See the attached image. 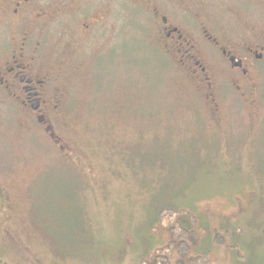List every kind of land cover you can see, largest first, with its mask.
I'll use <instances>...</instances> for the list:
<instances>
[{"label":"rangeland","instance_id":"374dc122","mask_svg":"<svg viewBox=\"0 0 264 264\" xmlns=\"http://www.w3.org/2000/svg\"><path fill=\"white\" fill-rule=\"evenodd\" d=\"M120 2H79L78 13L72 0H57L60 12L33 24L43 63L30 61V41L23 64L47 80L41 111L0 81V264H140L168 241L152 233L168 207L198 220L202 240L188 243L198 258L190 264H237L230 246L246 264H264V60L241 79L205 42L259 51L264 14L201 12L204 29H182L189 54L202 60L195 67L165 36L134 30V19L155 30L153 11L166 12L163 4ZM84 5L86 31L76 23ZM182 5L186 14L199 4ZM239 199L246 209L236 217L216 212L230 213ZM179 258L175 250L171 263Z\"/></svg>","mask_w":264,"mask_h":264},{"label":"flooded vegetation","instance_id":"af4514ba","mask_svg":"<svg viewBox=\"0 0 264 264\" xmlns=\"http://www.w3.org/2000/svg\"><path fill=\"white\" fill-rule=\"evenodd\" d=\"M57 0H0V57L7 56L8 61L4 64L0 61V77L1 84H5L4 88L13 97L17 96L11 89H17L21 94V103L25 108L32 112H39L43 109L44 99L47 92L44 90V85L47 80L43 77L36 78L29 74L32 62L27 66L23 64L27 58L26 47L30 41L37 49L33 52L34 58L30 61L36 62L40 67L43 54L39 52L41 46L38 42L34 43V35L30 37L28 33L34 31L35 26L39 25L43 20L51 19L52 14H57L59 8H52L51 4ZM122 0H119V2ZM124 1V0H123ZM166 7V12L159 11L155 7L153 11L152 20L155 22V30L149 31L147 28L139 25L138 21L134 19L133 23L136 25L134 30L139 32H153L155 35L165 36L168 47H175L180 51L179 60L189 61L193 66L199 67L202 64L196 55L189 54L193 46L189 42V38H184L185 35L182 29H186L189 22H194V29L202 27L201 22L204 19L201 15L204 14L205 19L208 16L216 17L220 14L224 16H247L255 14L262 16L264 14V0H156ZM75 4V12H80L83 8L79 2H88V0H72ZM196 2L198 3V10L190 11L184 14L185 6L182 4ZM122 3V2H120ZM178 3L180 10L173 9L172 4ZM181 3V4H180ZM202 4V5H201ZM168 5L171 10H168ZM84 20L76 19V23L82 24L84 31L91 26L86 22L88 20V8L84 5ZM193 12V14L191 13ZM137 14L135 15V17ZM192 28V29H193ZM203 28V27H202ZM204 29V28H203ZM123 27L119 28L120 34L123 32ZM206 35L209 31L204 32ZM151 34V33H149ZM15 35V36H13ZM10 36V37H9ZM205 41L213 52H217L219 56V66L226 64L231 75L241 79H249L253 72V67L264 60V46L260 48L262 51H254L250 47H242L233 44L231 47L225 44L224 46L216 38L207 36ZM13 41V42H12ZM162 41V38H161ZM124 43L117 45L118 48H123ZM191 45V46H190ZM226 46V47H225ZM190 47L192 49H190ZM38 51V52H37ZM33 59V60H32ZM27 60V59H26ZM42 67V65H41ZM204 72V69L202 68ZM3 79V80H2ZM247 83V81H245ZM18 98V97H16Z\"/></svg>","mask_w":264,"mask_h":264},{"label":"trees","instance_id":"16d2710c","mask_svg":"<svg viewBox=\"0 0 264 264\" xmlns=\"http://www.w3.org/2000/svg\"><path fill=\"white\" fill-rule=\"evenodd\" d=\"M253 193L249 195L250 200L253 198ZM246 209V205L237 200V208L230 213H222L216 210L225 218H233ZM204 212L210 213L211 207L209 204L204 206ZM198 220L194 214L181 208H165L160 210L157 223L152 226V233L157 234L159 231H164L167 234L168 241L164 245L156 248L148 249L142 257L140 264H172L171 258L174 251L180 252V258L175 264H190L197 261V257L189 253V245L197 248L202 235L197 230ZM215 242L218 245H225L226 238L224 234L216 232ZM235 252L237 264H246V257L234 246H230Z\"/></svg>","mask_w":264,"mask_h":264},{"label":"bare ground","instance_id":"6f19581e","mask_svg":"<svg viewBox=\"0 0 264 264\" xmlns=\"http://www.w3.org/2000/svg\"><path fill=\"white\" fill-rule=\"evenodd\" d=\"M214 241V240H213ZM161 245V244H160Z\"/></svg>","mask_w":264,"mask_h":264}]
</instances>
